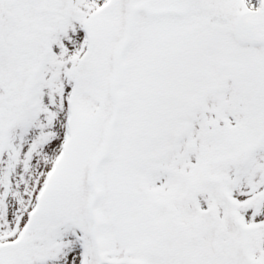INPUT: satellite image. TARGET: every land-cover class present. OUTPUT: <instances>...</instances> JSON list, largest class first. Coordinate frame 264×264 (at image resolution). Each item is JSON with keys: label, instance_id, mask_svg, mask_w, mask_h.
Masks as SVG:
<instances>
[{"label": "snow or ice", "instance_id": "obj_1", "mask_svg": "<svg viewBox=\"0 0 264 264\" xmlns=\"http://www.w3.org/2000/svg\"><path fill=\"white\" fill-rule=\"evenodd\" d=\"M0 264H264V0H0Z\"/></svg>", "mask_w": 264, "mask_h": 264}]
</instances>
